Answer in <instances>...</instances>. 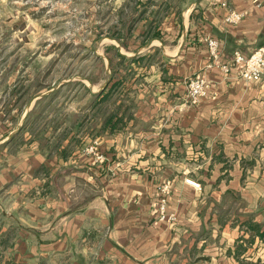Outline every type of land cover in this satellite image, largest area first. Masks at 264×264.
<instances>
[{
	"label": "crops",
	"instance_id": "1",
	"mask_svg": "<svg viewBox=\"0 0 264 264\" xmlns=\"http://www.w3.org/2000/svg\"><path fill=\"white\" fill-rule=\"evenodd\" d=\"M152 20L115 44L106 117L73 100L36 130L46 93L0 112V264H264V76L209 67L205 41L223 63L264 45V0H189L149 33ZM194 75L208 86L191 101Z\"/></svg>",
	"mask_w": 264,
	"mask_h": 264
},
{
	"label": "rangeland",
	"instance_id": "2",
	"mask_svg": "<svg viewBox=\"0 0 264 264\" xmlns=\"http://www.w3.org/2000/svg\"><path fill=\"white\" fill-rule=\"evenodd\" d=\"M186 1L0 0V112L22 110L36 95L49 94L34 103V111L47 109L49 116L31 122L38 130L46 122L55 126L59 110H69L73 100L91 109L94 94L111 78L123 76L115 44L131 45V33L141 27L145 32L144 20L153 19L149 33L153 32L156 23L177 16ZM141 40L137 37L132 44ZM108 55L117 75L108 67ZM119 94L124 109L130 103L123 102L122 90ZM112 100L101 103L100 111L113 109Z\"/></svg>",
	"mask_w": 264,
	"mask_h": 264
},
{
	"label": "built area",
	"instance_id": "3",
	"mask_svg": "<svg viewBox=\"0 0 264 264\" xmlns=\"http://www.w3.org/2000/svg\"><path fill=\"white\" fill-rule=\"evenodd\" d=\"M223 6L226 7V13L224 16V21L227 23H237L241 17L242 13L234 10L233 8L227 7L225 3ZM208 53H209V63L208 66H216L222 69L224 72L229 70V66L232 63L242 62V68L239 70V76L245 80H258L264 76V45H261L253 49L247 56L243 57L240 53L235 52L231 63H223L219 59L218 41L212 37L207 36L205 38ZM187 86V99L191 101H196L200 97L206 94L207 81L204 76H190L186 81ZM96 142L90 144L84 148L86 153L95 155L99 158L100 155L96 153ZM190 181V180H188ZM192 182V181H191ZM194 183V182H193ZM198 185L197 183H195ZM165 188V186H164ZM164 199L161 200L160 213H163Z\"/></svg>",
	"mask_w": 264,
	"mask_h": 264
},
{
	"label": "trees",
	"instance_id": "4",
	"mask_svg": "<svg viewBox=\"0 0 264 264\" xmlns=\"http://www.w3.org/2000/svg\"><path fill=\"white\" fill-rule=\"evenodd\" d=\"M118 57L120 58V59H119L120 62H122V61H123V56H119V55H118ZM111 58H112V57H110V56L108 55V60L110 61V66H111V68H112V61H111ZM111 70H113V68H112ZM119 82H120L119 80L112 81L110 85L105 86L103 89L100 90V92L94 94L96 98H95V100L93 101V103H92L91 106H92V107L97 106L98 111L100 112V114H101L103 117H106V115H108V110H109V109H108L106 112H102V111H100L99 107L101 106V103H103L104 101H109L111 98H113V97H111V96H112V95H115V94L118 92L117 88H118V83H119ZM107 87H108V89H107ZM112 101H113L114 103L116 102L115 100H112ZM115 109H116V105L114 104L113 111H114ZM101 112H102V113H101ZM259 234H260L261 237H264V231L261 232V233H259Z\"/></svg>",
	"mask_w": 264,
	"mask_h": 264
}]
</instances>
